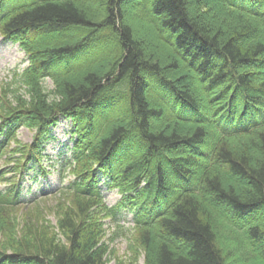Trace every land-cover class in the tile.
I'll return each instance as SVG.
<instances>
[{
    "label": "trees",
    "instance_id": "trees-1",
    "mask_svg": "<svg viewBox=\"0 0 264 264\" xmlns=\"http://www.w3.org/2000/svg\"><path fill=\"white\" fill-rule=\"evenodd\" d=\"M0 32L30 59L1 115L0 264H105V220L126 209L143 264L264 263V0H0ZM60 117L74 180L51 195L71 202L58 230H17ZM21 125L33 141L8 154Z\"/></svg>",
    "mask_w": 264,
    "mask_h": 264
},
{
    "label": "rangeland",
    "instance_id": "rangeland-1",
    "mask_svg": "<svg viewBox=\"0 0 264 264\" xmlns=\"http://www.w3.org/2000/svg\"><path fill=\"white\" fill-rule=\"evenodd\" d=\"M123 11L127 15L139 34H143L138 19L133 16L132 5L130 3L122 6ZM140 25V26H139ZM151 33V32H150ZM151 38L155 43V38L151 34ZM157 44V43H156ZM157 46H159L157 44ZM160 50H163L159 47ZM158 49V50H159ZM29 65V56L19 44L9 42L4 39L0 32V124L2 122V109L5 101L14 102V94L23 93L26 96L25 86L22 85L21 74ZM46 87L51 90L54 83L51 78L45 82ZM27 87V86H26ZM16 90V91H13ZM73 123L70 119L62 117L60 121L52 126L50 132V140L46 144L44 166L49 173L43 175V171L39 166L32 169L22 184L23 197L29 201L43 193L48 195L41 196L40 200L31 204H25L26 207L17 209L15 215L18 222L15 221L17 230L26 224L29 217L39 216L43 222L50 224L58 230V223L62 208L68 206L71 202L69 196L64 193L52 194L54 190L62 185H68L74 176L70 173L68 162L72 157L73 147ZM17 135L11 141L9 153L20 145L30 144L33 141L35 131L23 125L18 127ZM17 140V141H16ZM8 164L4 159H0V170ZM36 175L38 178H36ZM10 176V175H8ZM105 179V178H103ZM185 179L184 181H186ZM8 183L0 182V188H5ZM104 190L105 201L109 206H115L120 202L123 196L118 189L110 188L108 185L102 184ZM66 192V190H65ZM134 211L131 209L123 210L116 219L108 218L105 220L106 234L103 240L108 246V254L105 264H118L119 261H127L131 259L134 252L138 251L139 262L144 263V253L141 247H137L135 240V223L133 221ZM20 225V226H19ZM21 230V229H20ZM14 228V232H15ZM0 235V246H3L5 238ZM135 248V249H133ZM139 248V249H138ZM264 264V263H263Z\"/></svg>",
    "mask_w": 264,
    "mask_h": 264
}]
</instances>
